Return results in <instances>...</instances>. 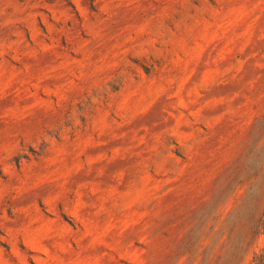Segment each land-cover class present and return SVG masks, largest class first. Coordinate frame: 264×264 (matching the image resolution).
Masks as SVG:
<instances>
[{"label": "rangeland", "instance_id": "rangeland-1", "mask_svg": "<svg viewBox=\"0 0 264 264\" xmlns=\"http://www.w3.org/2000/svg\"><path fill=\"white\" fill-rule=\"evenodd\" d=\"M0 264H264V0H0Z\"/></svg>", "mask_w": 264, "mask_h": 264}]
</instances>
